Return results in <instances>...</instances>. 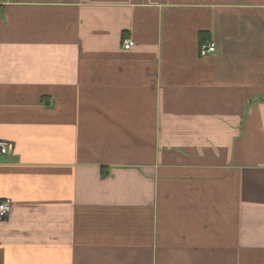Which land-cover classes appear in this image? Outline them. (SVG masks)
Returning <instances> with one entry per match:
<instances>
[{
	"label": "crops",
	"instance_id": "1",
	"mask_svg": "<svg viewBox=\"0 0 264 264\" xmlns=\"http://www.w3.org/2000/svg\"><path fill=\"white\" fill-rule=\"evenodd\" d=\"M0 140V264H264V0H5Z\"/></svg>",
	"mask_w": 264,
	"mask_h": 264
},
{
	"label": "built area",
	"instance_id": "2",
	"mask_svg": "<svg viewBox=\"0 0 264 264\" xmlns=\"http://www.w3.org/2000/svg\"><path fill=\"white\" fill-rule=\"evenodd\" d=\"M5 0H0V5L3 4ZM135 41L133 38H127L124 40V48L130 49L134 46ZM216 52V44L214 41H208L204 43L201 47L200 54L202 56H207L209 54H213ZM13 145L10 142L0 140V159L10 153L13 150ZM12 209V201L10 199H6L0 202V221L5 220L10 211Z\"/></svg>",
	"mask_w": 264,
	"mask_h": 264
},
{
	"label": "trees",
	"instance_id": "3",
	"mask_svg": "<svg viewBox=\"0 0 264 264\" xmlns=\"http://www.w3.org/2000/svg\"><path fill=\"white\" fill-rule=\"evenodd\" d=\"M204 36H205V33L202 34V37H204ZM205 40H206L205 37H204V39L202 38V43H205L206 42ZM200 51H201V49H200Z\"/></svg>",
	"mask_w": 264,
	"mask_h": 264
}]
</instances>
